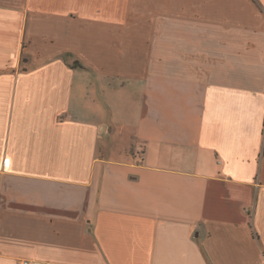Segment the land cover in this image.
Returning <instances> with one entry per match:
<instances>
[{"label":"crops","instance_id":"1","mask_svg":"<svg viewBox=\"0 0 264 264\" xmlns=\"http://www.w3.org/2000/svg\"><path fill=\"white\" fill-rule=\"evenodd\" d=\"M264 264V0H0V264Z\"/></svg>","mask_w":264,"mask_h":264},{"label":"built area","instance_id":"2","mask_svg":"<svg viewBox=\"0 0 264 264\" xmlns=\"http://www.w3.org/2000/svg\"><path fill=\"white\" fill-rule=\"evenodd\" d=\"M22 264H27V262H23Z\"/></svg>","mask_w":264,"mask_h":264}]
</instances>
